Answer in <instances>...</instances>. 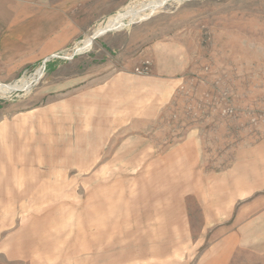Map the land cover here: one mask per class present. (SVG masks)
<instances>
[{
	"label": "rangeland",
	"instance_id": "1",
	"mask_svg": "<svg viewBox=\"0 0 264 264\" xmlns=\"http://www.w3.org/2000/svg\"><path fill=\"white\" fill-rule=\"evenodd\" d=\"M0 264H264V0H0Z\"/></svg>",
	"mask_w": 264,
	"mask_h": 264
},
{
	"label": "bare ground",
	"instance_id": "2",
	"mask_svg": "<svg viewBox=\"0 0 264 264\" xmlns=\"http://www.w3.org/2000/svg\"><path fill=\"white\" fill-rule=\"evenodd\" d=\"M126 17V15L125 16H122V17H119V18H115V19H113L111 22H110V27H111V25H115V24H117V23H119L120 21H122L124 18ZM106 29V28H105ZM109 29V28H108ZM91 41V40H90Z\"/></svg>",
	"mask_w": 264,
	"mask_h": 264
}]
</instances>
